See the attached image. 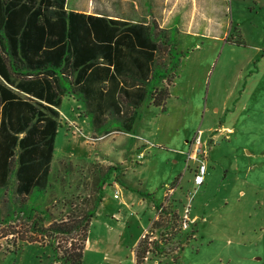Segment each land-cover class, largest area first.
<instances>
[{
	"label": "rangeland",
	"instance_id": "obj_1",
	"mask_svg": "<svg viewBox=\"0 0 264 264\" xmlns=\"http://www.w3.org/2000/svg\"><path fill=\"white\" fill-rule=\"evenodd\" d=\"M157 4L161 7L151 13L164 22L162 29L177 31V51L187 53L169 87L165 111L140 108L133 131L145 138L141 145L114 128L108 115L107 132L95 134L82 103L64 94L49 186L43 198L26 202L41 212L35 214V231L32 217L17 212L19 198H9L13 176L0 192V264H57L51 245L61 251L69 243L79 248L78 233L52 229L79 214L70 202L75 209L94 204L98 179L109 167L113 173L88 229L96 245L83 252L80 264H135L131 245L154 221L156 206L166 204L179 216L188 203L195 221L174 232L172 222L165 228L152 225L149 231L158 239H140L149 251L139 264H264V0ZM128 10L123 2L116 5L117 14ZM157 63L166 65L164 52ZM196 135H202L207 152L204 183L198 188L192 183L195 166L187 170L179 154ZM139 153L143 159L136 158ZM168 187H175L173 197H163ZM129 192L136 199L125 201L116 222L111 214ZM166 229L169 235L159 243Z\"/></svg>",
	"mask_w": 264,
	"mask_h": 264
},
{
	"label": "trees",
	"instance_id": "obj_2",
	"mask_svg": "<svg viewBox=\"0 0 264 264\" xmlns=\"http://www.w3.org/2000/svg\"><path fill=\"white\" fill-rule=\"evenodd\" d=\"M64 4L0 0V192L13 176L9 198H19L17 212L32 217L34 231L35 214L41 212L26 202L43 198L49 186L62 96L81 101L95 134L107 132L106 115L118 131L131 133L142 106L165 111L180 59L187 55L177 51V31L162 29L154 20L129 23L66 11ZM160 52L166 65L157 63ZM112 171L109 167L99 177L93 205L75 209L70 202L69 208L79 214L69 218L70 224L66 220L52 229L81 237L79 248L69 243L61 251L51 245L57 264L81 263L90 222ZM164 212L153 225L165 228L178 220L176 213ZM143 242L135 248V264L149 251Z\"/></svg>",
	"mask_w": 264,
	"mask_h": 264
},
{
	"label": "crops",
	"instance_id": "obj_3",
	"mask_svg": "<svg viewBox=\"0 0 264 264\" xmlns=\"http://www.w3.org/2000/svg\"><path fill=\"white\" fill-rule=\"evenodd\" d=\"M120 2L125 3L126 6L129 9L123 15L117 14L118 12L116 11V5H119ZM64 7H65L66 11L79 12V13H83V14H86V15H93V16H104V17H107V18H110V19L122 20V21L129 22V23L150 22V19L154 20L155 22H157V24L159 26L163 25V23H164V22H162V24H160L158 17L154 16L155 13H151L153 9L156 10L157 8L161 7L160 5L157 4V0H65ZM148 8H150L149 14H147V12H146V10ZM150 14L153 15V17H150L151 16ZM203 17H205V14H203ZM207 17H205V18H207ZM195 20H197V18L192 20V22H195ZM66 95L69 96L72 99L79 100L77 97H75V96H73L71 94H66ZM57 111H58V114L60 115L59 108L57 109ZM117 134H123V133H117ZM117 134H114V135H117ZM124 135L125 136H129L127 133H124ZM130 135H133L135 140L140 141L141 145H143L144 141L146 142L145 138L140 137L141 135H139L138 132L136 133V132L132 131L130 133ZM135 137H139V138H141V140H138ZM192 140L190 142H186L185 141V143L187 144L186 150L183 149V150H181L183 152H181V153L179 152V154L181 155V159H183L185 161V168L187 167V170L191 169V165L196 166L195 162H193V161H190L187 164V166H186V160H185V157H184V153L189 149V144H191ZM203 145H204V148H205V143L204 142H203ZM131 163H133V162H130V164ZM174 163H179L177 158L174 159ZM193 168L194 167H192V169ZM193 170H192V173H193ZM180 179H181V177L178 178V180L176 181L177 184L180 182ZM113 183L116 184L115 181H113ZM116 187L117 186L115 185V188ZM116 194H117V198H116V200H117L119 198L118 191H116ZM174 194H175V190L171 193V197H173ZM165 195L163 197H165ZM126 198L127 199L124 200L122 202V204L121 205L119 204V206L117 207L120 210H117V211H115L114 213L111 214L112 215L111 218L113 220H115L116 222H117V218L114 217V216H116L115 213H117L118 214L117 216L119 217L121 212L124 210L123 209V204L124 205L126 204L125 201H129V200L130 201H135V199H136V197L130 192L126 195ZM161 198H162V196H161ZM113 199H115L114 195H113ZM136 201H138L140 203L143 202L140 199H137ZM152 208H154V207L152 206ZM96 212H97V210H96ZM193 219L195 220V217ZM90 235L87 236V239H86V242H85L84 251H83L84 253L95 248L96 240H93L90 237ZM139 237L140 236H138L136 238V240L133 242V244L131 245V247H132L131 248V254H132L133 257H134V250L133 249L137 246L138 242L142 238V235H141L140 238Z\"/></svg>",
	"mask_w": 264,
	"mask_h": 264
},
{
	"label": "built area",
	"instance_id": "obj_4",
	"mask_svg": "<svg viewBox=\"0 0 264 264\" xmlns=\"http://www.w3.org/2000/svg\"><path fill=\"white\" fill-rule=\"evenodd\" d=\"M138 140H141V138L139 137H135ZM101 139V138H100ZM145 143V141H144ZM206 149L204 148V145L202 144V142H200V135H196L191 144H189V149L184 153V157L186 160V166L190 161L195 162L196 166L195 169L193 170V186L198 188L200 187L203 182H204V177L206 174V166H205V159H206ZM143 154L139 153L137 154L136 158L137 159H143ZM187 169V167H186ZM175 190V187H168V193H166L165 197H168L173 191ZM196 191V189H194L193 193ZM114 198H117V194L115 192L114 194ZM192 199V195L190 196V200ZM167 205L166 204H162L161 206H159L156 211H157V216L155 217L154 221H157V218L163 214L164 211L167 210ZM183 213L178 217V220L173 223V224H169L170 226H172V232L177 231L178 230H186L189 228L190 224L193 223L195 220L190 218V204L188 203L186 206L183 207ZM153 222L150 224L148 230H146L143 235H142V239L146 238V236L148 237V240H156L158 239L157 237H153L154 234L152 233L153 231H149L152 228ZM167 235H169L167 229L164 230L162 232V234L159 236L161 239L162 243L165 240L162 239H166Z\"/></svg>",
	"mask_w": 264,
	"mask_h": 264
}]
</instances>
